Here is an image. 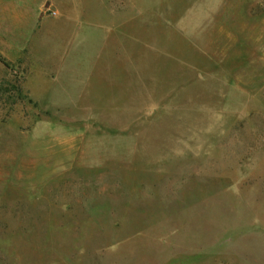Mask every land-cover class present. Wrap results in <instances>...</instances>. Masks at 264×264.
Wrapping results in <instances>:
<instances>
[{
	"label": "rangeland",
	"instance_id": "rangeland-1",
	"mask_svg": "<svg viewBox=\"0 0 264 264\" xmlns=\"http://www.w3.org/2000/svg\"><path fill=\"white\" fill-rule=\"evenodd\" d=\"M0 264H264V0H0Z\"/></svg>",
	"mask_w": 264,
	"mask_h": 264
},
{
	"label": "trees",
	"instance_id": "trees-1",
	"mask_svg": "<svg viewBox=\"0 0 264 264\" xmlns=\"http://www.w3.org/2000/svg\"><path fill=\"white\" fill-rule=\"evenodd\" d=\"M0 61H1L2 63H4L2 59H0Z\"/></svg>",
	"mask_w": 264,
	"mask_h": 264
}]
</instances>
